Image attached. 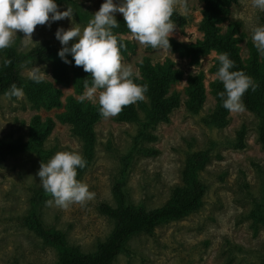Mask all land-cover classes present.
<instances>
[{
    "label": "rangeland",
    "instance_id": "374dc122",
    "mask_svg": "<svg viewBox=\"0 0 264 264\" xmlns=\"http://www.w3.org/2000/svg\"><path fill=\"white\" fill-rule=\"evenodd\" d=\"M102 2L74 0L57 4L60 11L70 4L74 11L73 22L83 27ZM175 9L187 18V23L174 22L170 38L188 43L201 39L203 2L176 0ZM119 17L123 14L116 13V18ZM233 21L239 22L235 36L239 38L242 59L247 63L254 47L251 29L264 24V11L255 8L252 0H238L224 15L221 32H228ZM60 26L67 29L71 20L64 18L51 22L50 26L47 22L37 25L33 40L25 38L18 30L11 47L21 52L41 43H52L58 53L62 45L55 32ZM120 35L131 43V47L121 53L122 64L130 65L139 77L142 71L138 63L144 57H150L153 64L171 60L175 68L183 70V76L170 86V92L181 95L182 104L174 109L170 121L142 131L136 122L101 116L96 123L95 158L77 174V179L89 186L94 197L67 208L54 203L49 205L46 201L52 197L45 193L36 173L41 161L47 162L57 151L75 150L83 155L81 140L58 114L67 109L70 98L78 99L84 90L79 92L72 82L56 81L52 60L22 66L20 72L26 76L35 65L42 67L46 72L44 78L62 89V105L50 109L36 107L25 93L19 99L0 93V139L29 142L34 116L38 115L41 122L48 118L55 120L42 142V150L7 154L0 161V264H57L58 247L45 242L26 222L34 197L40 191L44 193L40 206L44 223L63 230L70 245L83 252H94L98 243L114 229L115 221L105 215L100 206L102 202L118 204L114 192L118 183L124 184L132 204L144 205L149 210L163 206L171 198L173 188L183 184L187 154L199 149L211 150L210 159L200 173L206 192L199 208L183 218L161 222L151 232L132 236L128 241L132 252H121L112 264H263L259 254H264V224L255 230L252 214L255 202L264 197V147L258 139V116L245 108L242 112L229 111V122L223 126L204 121L216 104L214 83L219 80L215 68L219 52L211 49L193 58L171 46L153 49L141 45L130 31ZM57 53L54 58L59 57ZM259 56L263 60L264 54L259 53ZM4 57L2 49L0 63ZM200 71L204 72L206 97L203 108L193 113L185 101L190 75ZM84 101L98 105L88 98ZM243 126L244 144L239 145L237 133ZM148 149L157 152H148Z\"/></svg>",
    "mask_w": 264,
    "mask_h": 264
},
{
    "label": "trees",
    "instance_id": "16d2710c",
    "mask_svg": "<svg viewBox=\"0 0 264 264\" xmlns=\"http://www.w3.org/2000/svg\"><path fill=\"white\" fill-rule=\"evenodd\" d=\"M74 0H57L61 2H73ZM203 2L201 30L203 37L195 43H188L174 38L170 39V46L186 55L197 58L211 49L219 53L227 52L235 61V70H243L249 75L256 88L247 90L243 97L246 109L251 110L258 116V139L264 147V58L260 59L259 53L253 47V54L249 61H243L239 38L235 36L239 22L233 21L228 32L222 33L220 23L230 6L238 0H201ZM171 19L180 25L187 23V18L177 9L174 10ZM119 27L114 29L119 35L129 31L123 17L117 18ZM121 36V35H120ZM122 37V36H121ZM123 38V37H122ZM126 48L121 50L125 53L130 47L129 40L123 38ZM5 57L0 63V93L8 91L11 84L15 83L22 87L28 100L36 107L48 109L61 107L62 89L50 80L44 78L40 83H35L28 76L20 72L22 66L34 65L46 61H53L52 72L56 81L68 84L72 82L79 92L84 90V79L91 84V74L85 72L82 66L65 63L60 57L54 58L57 48L52 43H41L27 51H16L13 47L3 49ZM69 60L71 55L68 54ZM9 63L5 64L4 61ZM142 77L138 76L136 82L147 83L148 90L146 99L123 106L122 111L116 115L118 120L133 121L141 126V131L154 126L159 122L170 121L174 109L182 104L179 93L170 92L171 83L183 76V70L174 67L171 60L165 63L153 64L150 57H144L139 63ZM219 63L216 65L218 70ZM188 98L185 104L189 111L198 113L205 101L204 72L191 74L189 78ZM223 91L220 80L214 83L216 104L204 121L217 126L226 125L229 122V110L222 105L218 93ZM99 105L70 98L67 109L58 118L70 125L71 132L82 142L83 157L87 163L83 169L77 170L81 174L94 160L96 155L97 133L96 123L101 118ZM55 125L53 118L41 122L38 115L33 117L31 128V140L0 139V161L7 154L20 153L29 149L42 150V142L48 136ZM243 126L237 133V144L243 145ZM148 152L156 153L157 150L148 149ZM210 149H199L187 154L183 169V184L176 185L172 190L171 198L163 206L146 209L144 205H134L129 200V195L123 183L115 186V194L118 199L117 205L102 202L101 211L115 221V226L110 235L98 243L94 252H83L69 244L66 234L61 229L48 226L40 215V206L43 192L35 195L33 208L26 218L27 224L39 234L45 242L53 244L60 250V258L57 264H112L121 252H132L128 245L129 239L141 232H151L159 223L183 218L199 208L206 192V183L201 177V170L210 159ZM253 228L258 230L264 224V197L255 202L253 206ZM259 259L264 264V254H259Z\"/></svg>",
    "mask_w": 264,
    "mask_h": 264
},
{
    "label": "clouds",
    "instance_id": "9594fccd",
    "mask_svg": "<svg viewBox=\"0 0 264 264\" xmlns=\"http://www.w3.org/2000/svg\"><path fill=\"white\" fill-rule=\"evenodd\" d=\"M175 4L176 0H119L118 3L103 0L88 23L81 27L73 22L74 11L70 4L60 11L57 0H0V50L11 46L18 30L25 38L32 39L37 25L47 22L50 26L51 22L69 18L71 26L67 29L60 26L55 32L62 45L57 54L65 63L74 61L76 66H82L91 74V84L84 79V92L78 99H91L98 103L103 118L114 117L123 106L144 100L148 90L147 83L136 82L138 73L130 65L122 64L121 50L126 44L114 32L119 27L116 13L123 14L127 29L139 44L153 49L168 48L170 33L175 29L171 19ZM252 5L264 11V0H252ZM73 38L76 39L70 44ZM251 40L258 53L264 54V24L251 29ZM217 60L216 76L223 84V91L218 96L223 107L230 112L244 111L242 97L250 88L254 91L256 84L243 70H235V61L227 52L219 53ZM44 73L42 67L35 65L28 77L40 83ZM5 95L19 99L24 95L23 88L13 83ZM86 163L83 155L75 150L57 151L47 162L41 161L36 176L45 193L52 197L46 204L67 208L72 203H83L94 197L89 186L77 179L78 168L83 169Z\"/></svg>",
    "mask_w": 264,
    "mask_h": 264
}]
</instances>
